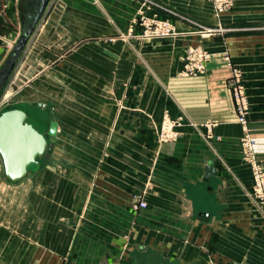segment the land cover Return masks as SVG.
Listing matches in <instances>:
<instances>
[{
  "label": "crops",
  "instance_id": "1",
  "mask_svg": "<svg viewBox=\"0 0 264 264\" xmlns=\"http://www.w3.org/2000/svg\"><path fill=\"white\" fill-rule=\"evenodd\" d=\"M57 2L0 100L52 144L16 183L1 180L0 156V264H264V207L253 198L224 60L244 72L264 169V0H234L221 18L207 0H166L222 31L204 37L179 20L180 35L156 47L115 42L136 0H59L61 12ZM198 44L213 54L207 73L181 76ZM166 113L201 130L182 128L160 145ZM209 123L212 139L203 136ZM135 197L147 207L134 210Z\"/></svg>",
  "mask_w": 264,
  "mask_h": 264
},
{
  "label": "rangeland",
  "instance_id": "2",
  "mask_svg": "<svg viewBox=\"0 0 264 264\" xmlns=\"http://www.w3.org/2000/svg\"><path fill=\"white\" fill-rule=\"evenodd\" d=\"M136 1H137L136 16L132 19L127 31L120 32V34L116 36L117 39H115V42L118 41L119 43L130 47L140 44H149L156 47L159 44L165 42L166 38H169L166 37V23L169 22L175 28V31L177 33L175 36H170V37H177L180 35V32L177 29V22H176L179 20L183 22L192 23L193 25H195V27L198 28L197 31L198 34L204 37H208L216 32L222 31L220 28H210L202 24L195 23L193 21L194 20L193 18L182 13L180 9L166 5V0H136ZM207 1L210 5L213 15L216 18H221L222 16L229 14L234 7V0H231V4L228 5V8H226V10L221 12L219 11V9L216 8L214 4L215 3L214 0H207ZM58 2L55 5L56 7L59 6ZM57 9L60 12L63 11V7L61 6H59ZM0 18H1L0 33L4 37L3 40L0 41V70H1L2 66L9 57L13 47L15 46L18 38L22 34L23 15L20 13V0H0ZM208 31H213V32L209 34H203ZM198 48H203L210 55V59L206 62L205 72L197 76L184 75V69H185L184 58L186 57L187 54L186 52V54L182 58L183 69L181 71V76L201 77L207 73V68L213 59V54L210 51H208L203 44H198L196 46L190 47L188 50L198 49ZM224 60L229 70V77H228L229 87L231 80H239L240 84L246 90V86L244 84L245 77L243 70L233 63L232 58L228 54L224 55ZM234 103H235V99H234ZM0 104H1L0 115L11 108L9 105L3 104L1 102ZM235 110H236V103H235ZM236 114H237V110H236ZM237 121H238V116H237ZM4 177H5V172L2 166L1 169L2 181H4ZM3 192H4V188L2 185H0V194H3ZM1 200L2 199L0 197V227L4 226V219H3L4 202Z\"/></svg>",
  "mask_w": 264,
  "mask_h": 264
},
{
  "label": "water",
  "instance_id": "3",
  "mask_svg": "<svg viewBox=\"0 0 264 264\" xmlns=\"http://www.w3.org/2000/svg\"><path fill=\"white\" fill-rule=\"evenodd\" d=\"M52 0H20L23 15L22 34L0 70V100L20 63L25 49L45 17ZM55 136L54 125L50 132ZM52 147L49 140L28 122L21 110H9L0 115V156L5 176L19 182L39 169Z\"/></svg>",
  "mask_w": 264,
  "mask_h": 264
},
{
  "label": "built area",
  "instance_id": "4",
  "mask_svg": "<svg viewBox=\"0 0 264 264\" xmlns=\"http://www.w3.org/2000/svg\"><path fill=\"white\" fill-rule=\"evenodd\" d=\"M214 4L219 11L223 12L231 4V0H214ZM213 31H208L203 34H209ZM177 33L175 28L168 22L166 23V37L175 36ZM210 59V55L203 49L188 50L185 61L184 75H199L206 70V62ZM230 87L233 90V95L236 103V110L238 122L243 128V137L241 139L244 157L248 161L252 169L254 179L253 198L262 207H264V169L257 161L255 156V140L252 138L248 128V111L249 102L245 88L240 84L239 80H231ZM216 124H206L204 127L207 132L204 137L212 139L213 128ZM186 127H193L201 130L200 127L191 122H186L183 117L172 118L168 113L165 114L160 124L157 135V141L160 145L171 144L181 137V129ZM147 203L140 197H135L132 203L134 210L144 209Z\"/></svg>",
  "mask_w": 264,
  "mask_h": 264
}]
</instances>
